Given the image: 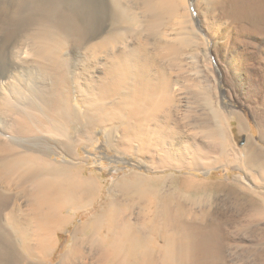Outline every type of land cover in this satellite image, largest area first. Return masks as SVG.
Listing matches in <instances>:
<instances>
[{"label":"bare ground","instance_id":"bare-ground-1","mask_svg":"<svg viewBox=\"0 0 264 264\" xmlns=\"http://www.w3.org/2000/svg\"><path fill=\"white\" fill-rule=\"evenodd\" d=\"M227 32L248 45L244 54L230 52ZM258 38L264 0H0V208L7 209L0 213V264H216L212 227L186 215L176 197L205 186L177 174L187 157L197 169L207 153L221 152L228 143L224 123L235 120L244 130L245 119L237 110L225 117L202 94L210 124L199 115L196 141L187 137L181 147V138L174 145L179 128L165 114L183 97L179 75L192 73L190 65L197 73L215 71L210 40L229 76L241 74L238 64L254 55ZM41 84L44 95L33 90ZM95 127L105 130L109 145L119 132L116 148L145 158L146 170L156 163L153 172L168 174L116 180L104 209L81 221L58 252V233L73 221L71 213L92 205L103 188L78 162ZM258 147L248 140L235 158L264 171ZM116 192L137 193L141 217L127 215Z\"/></svg>","mask_w":264,"mask_h":264},{"label":"rangeland","instance_id":"rangeland-1","mask_svg":"<svg viewBox=\"0 0 264 264\" xmlns=\"http://www.w3.org/2000/svg\"><path fill=\"white\" fill-rule=\"evenodd\" d=\"M225 35L230 39L231 32H227ZM255 40H257V46L250 47L252 51L255 50L254 55L250 59L244 57L238 64L241 74H230L229 76L225 75V60L222 61L212 51L213 43L210 40L207 52L211 67L213 66L212 68L215 70H211L214 75H210L209 72L206 73L205 71V73H197L195 70L193 71L190 65L188 69L190 68L192 73L189 74L187 72L179 75L182 82H184H181L184 85L181 84L183 97L176 98L177 102L175 101L176 103L172 104L174 105L173 108L170 106L171 108L167 109L169 114H165L166 117L170 116L168 117L170 119L169 124L172 127L174 126L172 124H175L179 128L180 132L177 130V134H174L177 136L174 140V145H178L181 138V147L188 146L187 137L190 138L188 139L189 142H191L192 138L196 141L197 138L195 137L197 135L194 134V126L199 125L201 120H203L201 123L204 125L210 124V118H208L209 108L206 107L207 105L202 99L205 94L210 95L212 101H214L215 108L225 117L230 111L237 110L245 119L247 129L245 128L244 130L240 129L235 120L224 123L226 128L224 131L228 143L221 152L207 153L203 158L204 161L198 162L197 169H190L193 162L190 157H187V162L184 161L186 169L179 173L177 172L178 176L192 177L194 181L205 186V189L199 191L178 193L176 197H178L177 201L186 215L193 220L195 219L194 221L202 226L212 227L213 231L210 233L211 244L217 252L220 251V254L218 253L217 255L219 257L216 260V264H260L259 254L264 255V217L261 216L262 213H258V210H264V171L256 167L247 168L242 166L241 159L235 158V154L242 155L245 153L246 144L251 139L264 152V63L260 61L264 60V38ZM245 45L241 42L236 43L234 39H230L228 43V46H233L230 52L237 50L236 52L242 51L243 54L248 46L246 45L244 48ZM153 47L152 50L154 51ZM203 49L202 47L199 49L201 55L205 54V49ZM255 55H257V58H254ZM229 69L232 72L231 67ZM212 76H214L215 81L217 80V83L214 82ZM202 77H204V80L201 79ZM194 80L195 82H192ZM41 86L42 84L38 85V87L35 86L33 90L36 89L40 94L44 95L45 86ZM215 86L217 87L215 88ZM215 89L216 94H214ZM36 90L34 92H37ZM186 98H188L187 101ZM206 112L207 114H205ZM199 115L201 120H199ZM197 117L199 119H196ZM95 130V140L93 139L90 143L86 142L80 145L78 152L80 157L84 158L78 162L84 164L85 175H97V181L103 184V188L100 192V197L92 205L71 213L74 215L73 221L69 224L66 231L58 233V239L61 241L58 252L67 248L71 232L81 221L92 218V215L98 214L101 208L104 209V203L110 197L116 180H119L124 175L129 176L134 173L143 175L146 178L168 174L167 170L153 172L152 169H155L156 163H153L152 169L146 170L145 158L133 151L122 152L116 148L115 145L119 142V139H122L119 132L112 137L115 143L113 146L109 145L104 129L95 127ZM189 145L191 146V144ZM203 146L209 150L210 143L204 140ZM189 152V150H186L184 153L187 154ZM153 154L155 157L156 152ZM214 155H216L217 159L214 158ZM60 158L63 159L62 156L57 157L58 160H62ZM210 184H213L214 188L209 187ZM116 193V197L118 200L120 199L119 202L127 205V215L131 214L132 217L135 216L134 218H136L142 203L137 199V193L131 192L125 195L123 192H120V194L119 192ZM0 207L4 206L0 205ZM252 208L257 211L252 212ZM3 209L0 208V213L2 211L6 212L5 210L7 209ZM57 255L55 253L51 261L57 262L59 259Z\"/></svg>","mask_w":264,"mask_h":264}]
</instances>
